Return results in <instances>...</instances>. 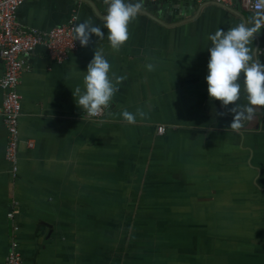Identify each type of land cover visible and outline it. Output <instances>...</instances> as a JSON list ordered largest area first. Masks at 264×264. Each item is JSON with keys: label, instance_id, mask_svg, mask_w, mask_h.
Listing matches in <instances>:
<instances>
[{"label": "crops", "instance_id": "crops-1", "mask_svg": "<svg viewBox=\"0 0 264 264\" xmlns=\"http://www.w3.org/2000/svg\"><path fill=\"white\" fill-rule=\"evenodd\" d=\"M168 1L143 0L118 52L107 40L103 0H94L98 12L77 0L18 6L25 27L47 30L76 15L77 25L90 21L104 36L91 35L64 62L43 46L27 58L15 177L0 113V264L11 239L23 264H264V107L233 131V105L210 99L205 80L208 36L254 13L240 3L232 12L197 1V14L173 24L182 14L167 12ZM263 36L261 28L251 45L262 63L256 48ZM95 49L126 79L115 106L89 121L72 90H83ZM240 83L237 103L246 105ZM3 101L0 87V109ZM125 109L146 115L130 125L120 115Z\"/></svg>", "mask_w": 264, "mask_h": 264}, {"label": "clouds", "instance_id": "clouds-1", "mask_svg": "<svg viewBox=\"0 0 264 264\" xmlns=\"http://www.w3.org/2000/svg\"><path fill=\"white\" fill-rule=\"evenodd\" d=\"M106 5L104 29L111 49L118 52L129 40V25L137 19L143 7V0H103ZM254 15L245 22L228 28L227 31L217 29L208 36L211 46L208 48V75L205 77L210 99L218 100L222 106L233 105L229 109L233 113L230 128L239 131L244 122L251 121L258 107H264V63L254 55V35L264 28V0H254ZM73 40H79L86 46L89 37H103L101 28L90 21L79 24L74 29ZM146 70L153 71L154 65L149 63ZM83 75V90L80 86L72 90L77 106L89 117H96L109 109L118 85L126 76H116L111 72V64L105 58L103 49H95L92 60L88 63ZM241 79L247 104L239 105L241 98ZM121 117L128 124H135L137 117L143 119L145 113L137 109L135 113L126 109Z\"/></svg>", "mask_w": 264, "mask_h": 264}, {"label": "built area", "instance_id": "built-area-1", "mask_svg": "<svg viewBox=\"0 0 264 264\" xmlns=\"http://www.w3.org/2000/svg\"><path fill=\"white\" fill-rule=\"evenodd\" d=\"M24 0H0V59L4 65V72L0 77V87L4 94L3 105L0 113L4 117L7 129V143L5 144L4 158L9 163L12 177L17 173V159L20 142V119L23 113L22 94L18 91L20 76L25 68L27 58L36 47L43 46L48 57L55 62L66 61L72 53L85 47L79 40H73L74 29L77 26V16L73 15L66 22L50 29L43 30L36 27H25L16 18L18 6ZM157 3L163 0H146ZM198 2H213L227 8L236 7L239 3L250 12L255 13L254 0H196ZM256 53L264 60V36L258 41ZM115 106V104L110 107ZM106 111V110H105ZM101 115L89 117L85 112L82 117L85 120L95 121L102 118ZM167 125L157 126V132L164 134ZM172 127V125H170ZM28 146H32L29 142ZM12 214L9 213L8 216ZM5 264H23L17 241L11 239Z\"/></svg>", "mask_w": 264, "mask_h": 264}, {"label": "water", "instance_id": "water-1", "mask_svg": "<svg viewBox=\"0 0 264 264\" xmlns=\"http://www.w3.org/2000/svg\"><path fill=\"white\" fill-rule=\"evenodd\" d=\"M77 1L88 3L92 7H94L96 11L98 10V8L94 5L95 4L94 0H77ZM210 3H213V2H210ZM213 4H215V3H213ZM165 5H166L165 6L166 8L164 6L163 7L166 9L167 12L174 14L175 16H176L177 12H178V15L182 14V18L175 20L173 24H177L179 22H184L188 19H191L192 16L197 14L202 7V3L197 5L196 0H170L167 3H165ZM167 7H168V9H167ZM228 9L232 12L235 11V10H233V8H228ZM144 12H147V11H144ZM147 15L153 17L154 19H156L160 22L165 23L163 21V19H159L157 16H155L154 14H152L150 12H147ZM165 24H167V23H165Z\"/></svg>", "mask_w": 264, "mask_h": 264}]
</instances>
